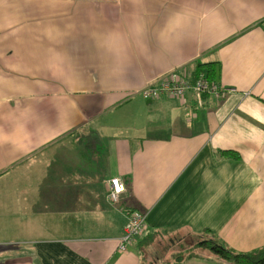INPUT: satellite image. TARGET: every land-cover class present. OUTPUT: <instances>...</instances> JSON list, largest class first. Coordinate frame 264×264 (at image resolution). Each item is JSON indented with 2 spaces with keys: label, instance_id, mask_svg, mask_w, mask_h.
Returning <instances> with one entry per match:
<instances>
[{
  "label": "crops",
  "instance_id": "obj_1",
  "mask_svg": "<svg viewBox=\"0 0 264 264\" xmlns=\"http://www.w3.org/2000/svg\"><path fill=\"white\" fill-rule=\"evenodd\" d=\"M209 66L235 89L142 95ZM202 234L264 246V0H0V264H230Z\"/></svg>",
  "mask_w": 264,
  "mask_h": 264
},
{
  "label": "built area",
  "instance_id": "obj_2",
  "mask_svg": "<svg viewBox=\"0 0 264 264\" xmlns=\"http://www.w3.org/2000/svg\"><path fill=\"white\" fill-rule=\"evenodd\" d=\"M192 90L199 105L202 104L203 93H212L216 97H222L226 92L231 91L229 87H223L215 80H210L206 74L198 72L193 80H190L175 71L162 76L156 84H146L141 89L144 97L155 98L166 96L181 99L187 90ZM107 198L110 201L118 199L124 191L125 185L120 176L115 175L109 178ZM146 229V212L134 211L126 216L123 231L119 236L118 247L124 249L127 244L132 242L137 236L141 235Z\"/></svg>",
  "mask_w": 264,
  "mask_h": 264
},
{
  "label": "trees",
  "instance_id": "obj_3",
  "mask_svg": "<svg viewBox=\"0 0 264 264\" xmlns=\"http://www.w3.org/2000/svg\"><path fill=\"white\" fill-rule=\"evenodd\" d=\"M210 63L214 64L215 66L214 62ZM210 63H200L199 66L211 65ZM214 66L207 67V69H205V72L202 70L206 74V77L210 80H214L213 75L216 73V68ZM159 97L166 96L162 95ZM189 246L190 247H186L188 253L183 257L192 256V254H194L193 249L195 247H206L230 264H264V246L250 251H235L221 243L216 237L213 236L198 239L196 240V242L192 243Z\"/></svg>",
  "mask_w": 264,
  "mask_h": 264
},
{
  "label": "rangeland",
  "instance_id": "obj_4",
  "mask_svg": "<svg viewBox=\"0 0 264 264\" xmlns=\"http://www.w3.org/2000/svg\"><path fill=\"white\" fill-rule=\"evenodd\" d=\"M202 70H199V72H201ZM230 89H232V90H234L235 88H233V87H229ZM229 92V91H228ZM227 93V92H226ZM226 93H225V95H226ZM204 94H207V93H203V95ZM208 94H212V93H208ZM214 95V94H213ZM224 95V96H225ZM224 96H222V97H224ZM216 97V96H215ZM222 97H217V98H222ZM197 101V100H196ZM198 103V102H197ZM202 104H203V96H202ZM202 104L201 105H199V106H202ZM203 237H208V234H202V235H199V236H195V237H192V238H187V239H184V240H182V245L183 244H185V245H187L188 247H189V245H191L192 243H194V242H196V240H198V239H201V238H203ZM181 244V243H180ZM163 260H164V258H162V257H159L158 258V261H157V263L156 264H163Z\"/></svg>",
  "mask_w": 264,
  "mask_h": 264
}]
</instances>
